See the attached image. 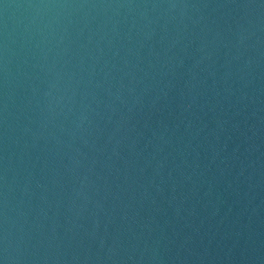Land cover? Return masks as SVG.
<instances>
[{
	"label": "water",
	"instance_id": "obj_1",
	"mask_svg": "<svg viewBox=\"0 0 264 264\" xmlns=\"http://www.w3.org/2000/svg\"><path fill=\"white\" fill-rule=\"evenodd\" d=\"M0 264H264V0H0Z\"/></svg>",
	"mask_w": 264,
	"mask_h": 264
}]
</instances>
